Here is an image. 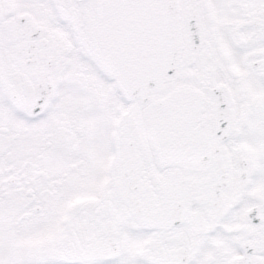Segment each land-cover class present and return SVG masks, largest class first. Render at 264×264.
Masks as SVG:
<instances>
[{
    "label": "snow or ice",
    "instance_id": "1",
    "mask_svg": "<svg viewBox=\"0 0 264 264\" xmlns=\"http://www.w3.org/2000/svg\"><path fill=\"white\" fill-rule=\"evenodd\" d=\"M0 264H264V0H0Z\"/></svg>",
    "mask_w": 264,
    "mask_h": 264
}]
</instances>
